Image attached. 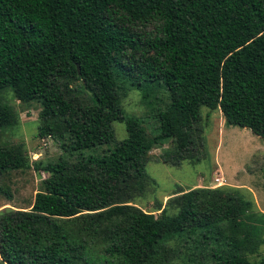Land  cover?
Segmentation results:
<instances>
[{
	"label": "trees",
	"instance_id": "1",
	"mask_svg": "<svg viewBox=\"0 0 264 264\" xmlns=\"http://www.w3.org/2000/svg\"><path fill=\"white\" fill-rule=\"evenodd\" d=\"M127 88L154 111L153 136L121 108ZM8 93L39 102L37 137L63 156L29 165L0 147V175L46 173L28 211H0V264H264L249 260L264 215L237 191L195 188L157 217L134 205L153 146L171 144L170 166L199 161L201 108L264 141V0H0V132L17 123Z\"/></svg>",
	"mask_w": 264,
	"mask_h": 264
},
{
	"label": "rangeland",
	"instance_id": "2",
	"mask_svg": "<svg viewBox=\"0 0 264 264\" xmlns=\"http://www.w3.org/2000/svg\"><path fill=\"white\" fill-rule=\"evenodd\" d=\"M142 33L155 32V24L139 27ZM136 29V30H137ZM125 91L120 98L123 111L142 121L146 135L151 137L157 126L153 114L141 101V94L133 89ZM15 113L17 123L13 128L0 132V147L21 146L27 156L29 165L38 162L40 165L55 163L62 151L58 144L49 138L37 137L38 112L40 104L36 100L26 103L16 100L11 93L1 96ZM151 102L154 109L164 101V93L154 89L146 101ZM201 126L203 128V146L198 153L199 161L193 164L182 162L178 166H170L161 162L162 147L153 146L145 158V172L149 180L140 199L134 205L144 213L157 217V204L166 208L168 215L174 213L172 205L167 204L174 196L189 190L223 188L237 193L252 204V212L264 215V141L251 134L249 130L233 125H225L218 110L200 109ZM114 140L121 141L126 137L122 123H112ZM111 149L102 147L85 151L83 155L100 154ZM46 177L43 171H35L31 166L26 170L9 171L0 175V211H28L34 194L40 189V182ZM6 191L9 198L6 197ZM177 192V193H176ZM264 240V236L262 237ZM264 259V241L258 246L256 253L249 256L251 262Z\"/></svg>",
	"mask_w": 264,
	"mask_h": 264
},
{
	"label": "water",
	"instance_id": "3",
	"mask_svg": "<svg viewBox=\"0 0 264 264\" xmlns=\"http://www.w3.org/2000/svg\"><path fill=\"white\" fill-rule=\"evenodd\" d=\"M76 71H77V73H78V66H76Z\"/></svg>",
	"mask_w": 264,
	"mask_h": 264
}]
</instances>
